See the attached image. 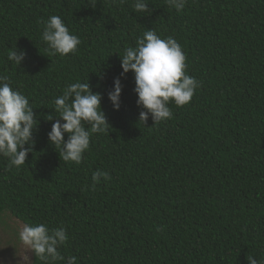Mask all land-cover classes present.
Segmentation results:
<instances>
[{"label": "trees", "instance_id": "1", "mask_svg": "<svg viewBox=\"0 0 264 264\" xmlns=\"http://www.w3.org/2000/svg\"><path fill=\"white\" fill-rule=\"evenodd\" d=\"M147 2L150 14L134 0H0V75L38 122L23 165L0 156V216L66 229L65 260L55 264L264 259V0H187L180 11ZM52 15L80 38L75 52L47 49ZM148 29L177 40L199 81L189 103L169 102L171 118L155 124L139 122L134 74L121 77L119 56ZM15 48L26 52L19 66L8 60ZM116 77L118 111L108 99ZM77 81L102 95L109 124L79 164L63 161L47 136L55 98ZM97 170L110 179L93 188ZM31 264L46 262L32 252Z\"/></svg>", "mask_w": 264, "mask_h": 264}, {"label": "clouds", "instance_id": "2", "mask_svg": "<svg viewBox=\"0 0 264 264\" xmlns=\"http://www.w3.org/2000/svg\"><path fill=\"white\" fill-rule=\"evenodd\" d=\"M177 11L185 7L187 0H166ZM95 7V0H89ZM147 0H134L133 7L138 13H149ZM42 40L51 54L61 56L75 52L81 43L80 38L72 34L61 17L52 15L45 22ZM121 59V77L134 74L137 94L139 122L144 123L151 117L154 124L170 119L172 112L169 102L181 107L189 103L199 87V81L186 73V56L182 46L169 36L161 38L153 29H148L137 39L135 47H127ZM26 58L24 50L10 49L8 60L19 66ZM121 77L113 80V88L108 99L114 110L121 106L123 85ZM8 77L0 75V156L8 157L10 166L23 165L34 144L33 130L38 126L37 117L30 106L29 99L20 91L13 89L7 82ZM102 95L93 92L88 82L69 84L62 95L54 100V112L57 118L47 133L48 141L59 149L60 158L65 162L79 164L89 149L92 134L104 133L109 124L101 109ZM47 120L52 121L49 115ZM85 124L88 127H85ZM67 134V139H65ZM27 145V147H25ZM101 177L110 179L108 172L97 170L92 174V187L100 183ZM19 239L27 245L35 256L46 264H55L65 260L59 251L68 241L66 229L49 228L46 224H24L19 230ZM248 264H264V259L246 257ZM77 258L70 256L66 264H76Z\"/></svg>", "mask_w": 264, "mask_h": 264}, {"label": "rangeland", "instance_id": "3", "mask_svg": "<svg viewBox=\"0 0 264 264\" xmlns=\"http://www.w3.org/2000/svg\"><path fill=\"white\" fill-rule=\"evenodd\" d=\"M23 225L9 214L0 216V264L32 263V251L19 239Z\"/></svg>", "mask_w": 264, "mask_h": 264}]
</instances>
